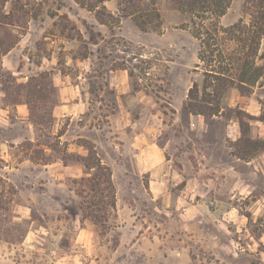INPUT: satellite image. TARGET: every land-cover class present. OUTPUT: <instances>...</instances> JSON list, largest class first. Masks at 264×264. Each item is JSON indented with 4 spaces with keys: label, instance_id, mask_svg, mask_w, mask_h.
<instances>
[{
    "label": "rangeland",
    "instance_id": "1",
    "mask_svg": "<svg viewBox=\"0 0 264 264\" xmlns=\"http://www.w3.org/2000/svg\"><path fill=\"white\" fill-rule=\"evenodd\" d=\"M228 2L214 21L251 24L255 35L264 0ZM179 6L173 0L134 5L128 0H0V53L25 34L11 57L0 56V264H232L241 259L223 241L216 240L215 247L210 240L208 208L203 206L196 219L191 204L150 199L146 174L133 167L131 142H143L144 133L177 164L193 137L188 111L202 108L208 130L220 132L222 121L210 115L239 94L252 96L256 86H261L254 96L264 123V35L254 58L262 68L255 82L230 85L218 100L188 102L193 83L201 94L205 66L198 59L202 44L193 35L191 15ZM240 46L228 41L219 50L237 55L245 50ZM14 69L22 73L14 75ZM70 102L79 107L63 109ZM18 103L27 106L24 119ZM221 113L246 116L232 108ZM24 158L34 166L17 165ZM98 160L110 169L113 188L107 194L115 201L114 208L97 211L105 214L102 222L82 211L76 191L86 187L71 181L91 176L93 169L85 164ZM55 161L56 178L42 169ZM14 166L17 170H10Z\"/></svg>",
    "mask_w": 264,
    "mask_h": 264
},
{
    "label": "crops",
    "instance_id": "2",
    "mask_svg": "<svg viewBox=\"0 0 264 264\" xmlns=\"http://www.w3.org/2000/svg\"><path fill=\"white\" fill-rule=\"evenodd\" d=\"M24 38L25 34L20 35L0 56L11 57ZM12 73L20 75L22 69H14ZM260 87L254 88L252 96L239 94L233 102L220 104L218 112L210 115V119L222 121L220 132L208 130L204 113L188 111L187 127L193 131V137L187 150L181 151L182 159L177 164L165 156L164 146L147 137V133L143 142H131L136 147L133 167L136 172L146 174L145 190L150 199L191 204L196 219L203 206L208 208L212 227L209 234L214 246L216 240L223 241L233 255L241 257L232 264H264V123L259 117L261 102L254 96ZM66 106L76 108L79 102L62 104L63 109ZM225 108L238 109L246 116L235 113L222 116ZM16 109L19 118H26L25 103H18ZM28 163L35 164L24 158L17 165ZM56 165V161L43 163L42 169L56 178L59 169ZM62 168L67 169L68 165ZM11 169L17 170L16 166ZM173 185L176 190L171 188Z\"/></svg>",
    "mask_w": 264,
    "mask_h": 264
},
{
    "label": "trees",
    "instance_id": "3",
    "mask_svg": "<svg viewBox=\"0 0 264 264\" xmlns=\"http://www.w3.org/2000/svg\"><path fill=\"white\" fill-rule=\"evenodd\" d=\"M136 0H128L131 5ZM177 1L179 8L184 9L191 15L194 23L193 35L197 38L202 47L198 52V59L204 63V83L201 94L196 83H193L188 90V102H207L208 100L219 99L223 90L228 86L236 84L244 87L248 82H255L262 73L254 58L259 49V38L264 35V5L260 13L263 23L255 35H250L251 24L235 23L230 26H223L219 21H214L225 13L228 7V0H173ZM210 3V5H208ZM252 15V14H251ZM197 19V20H196ZM208 21V23H206ZM245 33L246 36L240 33ZM237 41L243 50L242 54L225 55L220 48L224 43ZM205 45L206 48H203ZM215 47V48H214ZM220 52V53H219ZM259 57V56H258ZM261 57V56H260ZM206 61V63H205ZM130 76L132 72H129ZM198 109V113H203ZM89 170L93 169L91 176L73 179V182L82 183L86 188L77 189L76 194L81 197L80 204L91 219L102 222L105 214H98L97 211L108 207L114 208V195H108L113 188L110 169L98 160L94 165L85 164Z\"/></svg>",
    "mask_w": 264,
    "mask_h": 264
}]
</instances>
